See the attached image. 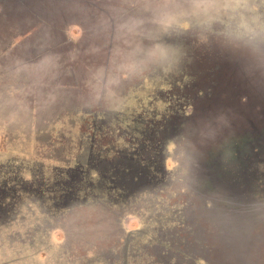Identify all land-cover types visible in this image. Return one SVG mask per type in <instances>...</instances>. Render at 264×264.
Segmentation results:
<instances>
[{"label": "rangeland", "instance_id": "1", "mask_svg": "<svg viewBox=\"0 0 264 264\" xmlns=\"http://www.w3.org/2000/svg\"><path fill=\"white\" fill-rule=\"evenodd\" d=\"M249 123L264 0H0V264H264ZM74 164L109 195L54 183Z\"/></svg>", "mask_w": 264, "mask_h": 264}, {"label": "trees", "instance_id": "2", "mask_svg": "<svg viewBox=\"0 0 264 264\" xmlns=\"http://www.w3.org/2000/svg\"><path fill=\"white\" fill-rule=\"evenodd\" d=\"M239 94H241L242 97L245 98L242 93H239ZM231 101L233 103L236 102L235 97H231ZM245 119L247 120V118H245ZM229 126H231V123L229 124ZM235 130H237V129H235ZM240 134H241V136L235 135L232 137H228V139H227L228 145L226 146V148H227L229 154H231L230 156L236 158L237 152H240L241 151L240 149H242L243 147L247 148L248 151L249 150L252 151L251 156H253V157L256 155L258 156L260 151H261L262 146H264V143L261 145V147H259L260 145L257 144V142L255 140L258 139L259 136L264 135V127L261 128L258 125H254L253 123H249V127L244 129V132H241ZM262 153H264V152H262ZM113 155H115V154H113ZM113 155H109V154L105 155L104 156L105 161H107V162L111 161V159L109 160V158L112 157ZM96 158L97 159L95 161L93 160V162H99L100 163V161H101L100 158H102L101 155H99V156L97 155ZM133 158L138 161V158L136 156H133ZM138 163L140 164V161H138ZM205 165H206V162H205ZM203 168H204V164H203ZM57 171L58 172L55 175L56 179L54 180V183L55 182L59 183L62 181L63 182V183L61 182L62 186L64 184H66L68 182V180L74 181L75 179H79V181L82 182V185H81L82 187L84 186L85 183H88L86 186L89 189L92 186L91 190H93L94 189L93 186L96 183V187L98 186V189H100V191H101L100 194H103L104 197H107L110 193V187L109 186L113 187V183L111 182L109 170H107L106 172L100 173L97 169L90 168V169L85 171V169L79 165H75V166L72 165V166H68L66 168H60V170H57ZM211 178H212V176H211ZM58 180H60V181H58ZM133 180H132V182H133ZM136 180L137 179L135 177L134 181H136ZM211 180H214V179H211ZM3 185H4V191H8V189L11 188V186H9L11 184L5 182L4 184H0L1 190H3V188L1 187ZM45 186L47 188V185H45ZM72 190L70 188L69 189L67 188L65 190H62L59 193L57 191V189H55V187H54L53 192H51V194H53V196H55L54 200H56V199H60V198H64V197L65 198L70 197L71 195H73V192H77L73 188H72ZM47 194L50 195V192L48 191ZM6 201L7 202H5V200H3V202L0 201V212L2 214H3V212H5V210H7L11 206L10 202H8L9 199H7ZM2 214H0V218H2V216H3Z\"/></svg>", "mask_w": 264, "mask_h": 264}]
</instances>
